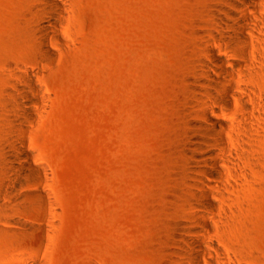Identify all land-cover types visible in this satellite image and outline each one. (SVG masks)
I'll return each instance as SVG.
<instances>
[{
	"label": "rangeland",
	"instance_id": "obj_1",
	"mask_svg": "<svg viewBox=\"0 0 264 264\" xmlns=\"http://www.w3.org/2000/svg\"><path fill=\"white\" fill-rule=\"evenodd\" d=\"M57 1L66 6L65 45L48 57L33 35L41 1L0 0V203L37 228L0 237V264H171L166 238L180 203L167 196L182 155L187 79L202 50L194 33L212 28V13L206 0ZM14 84L38 103L19 97L33 121L10 132ZM13 141L26 143L29 160ZM238 197L236 244L264 264V162Z\"/></svg>",
	"mask_w": 264,
	"mask_h": 264
},
{
	"label": "bare ground",
	"instance_id": "obj_2",
	"mask_svg": "<svg viewBox=\"0 0 264 264\" xmlns=\"http://www.w3.org/2000/svg\"><path fill=\"white\" fill-rule=\"evenodd\" d=\"M40 1L41 20L33 35L41 51L52 57L54 47L65 45L59 26L66 6L57 0ZM206 2L212 28L194 33L202 50L195 55L187 79L182 155L175 188L167 196L180 203V212L169 225L166 242L171 264H252L247 251L236 244L239 236L233 228L241 224L237 219L243 202L238 197L241 186L264 162V0ZM31 73L25 71L24 83L36 93ZM9 93L10 120L5 122L15 132L14 122L31 124L34 116L19 97L29 105L37 104L38 98L29 97L16 84ZM23 132L20 128V135ZM9 145L29 160L24 141ZM4 161L9 172L16 173L13 159ZM27 171L37 177L42 174L30 165ZM37 197L41 206H49L42 191ZM10 203H0V237L20 227L24 228L20 233L37 230L7 214Z\"/></svg>",
	"mask_w": 264,
	"mask_h": 264
}]
</instances>
